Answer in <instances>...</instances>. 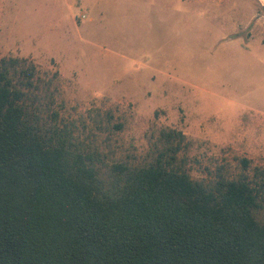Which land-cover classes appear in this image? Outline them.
<instances>
[{"label":"rangeland","instance_id":"1","mask_svg":"<svg viewBox=\"0 0 264 264\" xmlns=\"http://www.w3.org/2000/svg\"><path fill=\"white\" fill-rule=\"evenodd\" d=\"M3 57L52 79L104 168L179 145L193 176L264 170L260 0H0Z\"/></svg>","mask_w":264,"mask_h":264},{"label":"trees","instance_id":"2","mask_svg":"<svg viewBox=\"0 0 264 264\" xmlns=\"http://www.w3.org/2000/svg\"><path fill=\"white\" fill-rule=\"evenodd\" d=\"M51 85L0 59V264H264L263 169L193 176L179 145L104 168Z\"/></svg>","mask_w":264,"mask_h":264},{"label":"water","instance_id":"3","mask_svg":"<svg viewBox=\"0 0 264 264\" xmlns=\"http://www.w3.org/2000/svg\"><path fill=\"white\" fill-rule=\"evenodd\" d=\"M262 2V4L264 5V0H260Z\"/></svg>","mask_w":264,"mask_h":264}]
</instances>
